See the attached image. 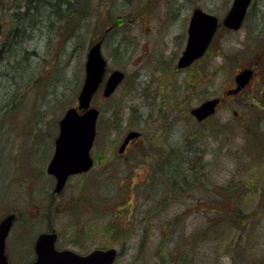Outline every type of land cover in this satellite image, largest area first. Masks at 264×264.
I'll return each instance as SVG.
<instances>
[{
  "label": "rangeland",
  "instance_id": "rangeland-1",
  "mask_svg": "<svg viewBox=\"0 0 264 264\" xmlns=\"http://www.w3.org/2000/svg\"><path fill=\"white\" fill-rule=\"evenodd\" d=\"M232 2L91 0L63 33L64 21L51 17L48 29L30 6L12 37L11 15L24 13L25 2L0 4V47L11 50L0 55V214L19 200L47 215L58 121L77 106L88 44L101 39L108 71L125 76L109 98L92 100L96 164L60 195L62 211L51 215L58 238L82 254L114 247L115 264H264V0H252L237 31L219 27L198 65L175 66L191 9L221 21ZM249 67L257 73L244 92L226 96ZM215 96L222 105L196 123L190 110ZM130 130L142 136L120 154ZM80 190L88 199L71 204ZM32 227L35 237L46 229ZM16 254L13 264H23Z\"/></svg>",
  "mask_w": 264,
  "mask_h": 264
},
{
  "label": "water",
  "instance_id": "water-1",
  "mask_svg": "<svg viewBox=\"0 0 264 264\" xmlns=\"http://www.w3.org/2000/svg\"><path fill=\"white\" fill-rule=\"evenodd\" d=\"M250 2L251 0H233L230 9L222 19V25L228 29L237 30L242 24ZM217 27L216 16L204 13L200 9L194 10L190 21L187 45L178 61V68H183L202 56ZM105 67L106 61L101 54V43L97 42L89 48L86 55L85 78L77 96L78 106L67 109L58 123L59 131L54 141V152L46 169V172L56 180L55 193L62 190L69 176L86 172L93 164L89 153L96 133L98 111L89 108V105L102 82ZM251 75L250 69L241 71L235 77L236 89L242 88L249 81ZM123 76L124 74L119 70L110 73L103 89L104 97H108L115 90ZM217 102V99L205 101L192 109L191 114L201 121L214 112ZM78 110L82 113H79ZM138 135L137 132H129L120 146V151ZM11 220L12 217H8L0 223L2 238L8 231ZM55 240L54 233L41 234L37 238L35 243L37 258L34 264H112L117 256V251L114 248L96 249L85 256H80L69 250L58 252L54 248ZM1 248L0 241V254ZM0 264H6L5 260L0 258Z\"/></svg>",
  "mask_w": 264,
  "mask_h": 264
},
{
  "label": "flooded vegetation",
  "instance_id": "flooded-vegetation-1",
  "mask_svg": "<svg viewBox=\"0 0 264 264\" xmlns=\"http://www.w3.org/2000/svg\"><path fill=\"white\" fill-rule=\"evenodd\" d=\"M195 7L191 9V13L189 14V17L187 19V23L185 24V31L186 36L188 33V27H189V21L190 16L192 14V11ZM178 72H181L182 70L176 69ZM185 70V69H183ZM235 86L233 81V87ZM247 86L244 88L246 89ZM244 89H242L240 92H238L235 95H238L239 93L243 92ZM219 98V105H222V98ZM205 121V120H204ZM207 121V119H206ZM133 141V140H132ZM131 141V142H132ZM130 142V143H131ZM128 149H131L129 145L125 147L124 152H126ZM55 181V180H54ZM55 186V183H54ZM54 187L52 188L50 194H49V201H48V211L47 215L42 213H33L26 209L25 206H20L19 200L15 202V200H12L9 204L10 208L5 209L0 214V223L5 220L8 217H12L10 227L8 231L6 232L4 238H2V233L0 232V241L2 246V251L0 254V258L2 260H5L6 264H13L15 253L20 254L22 253V263L23 264H34L36 261V251H35V243L36 239L39 235L43 233H53L55 231L54 227H52L53 219L52 214L57 215L62 211L63 200L61 199V192L59 194H55L53 192ZM33 204V200L28 201L27 207ZM0 206H2V201L0 203ZM20 207V208H19ZM51 207H54L52 209ZM36 221L44 222L46 229L43 231H40L37 236L35 237V233L33 232V224ZM32 227V228H31ZM54 247L56 250H63L67 249V247L63 244V242L58 238V234L56 233V241L54 244ZM16 254V255H17Z\"/></svg>",
  "mask_w": 264,
  "mask_h": 264
},
{
  "label": "trees",
  "instance_id": "trees-1",
  "mask_svg": "<svg viewBox=\"0 0 264 264\" xmlns=\"http://www.w3.org/2000/svg\"><path fill=\"white\" fill-rule=\"evenodd\" d=\"M23 1L25 2L26 10L24 11V13L18 14L17 12H14L11 15V17L14 18L13 20L15 22V26L13 28L15 30L10 32L8 34V37L10 36L12 37L13 35L12 33L14 32H18L19 34L20 25L25 23L28 17L30 16L28 12L30 6L34 11V15L36 18L43 20V18L45 17L48 19L47 20L49 22L48 29L54 26L53 24L54 21L51 19V17L55 18V20L56 19L59 20V22L64 21L65 25L61 27L62 33L65 28H74L73 26L69 27L70 21H72V19H74L76 16H80L82 18L83 15L88 14L91 10V5H90L91 0H23ZM4 2L5 0H0V3L2 5H4ZM14 7L18 9L20 7V4H17ZM15 15L17 16V18H15ZM115 21H117V18L111 20L110 23H115ZM83 26H84L83 32H86L87 24H84ZM76 29H78V27H76ZM68 34L72 36L73 31H70ZM4 44L2 45V47L4 46ZM90 44H92L91 41L88 44V46ZM8 49L10 48L8 47L6 49L3 48L0 49V55L2 54V51L4 53V56L2 57L3 59H5L6 57L8 58L7 54L11 52V50L8 51ZM199 159L201 158L199 157ZM201 162L199 163L201 164ZM200 167H203V165H200ZM110 230L113 231V229H109V231ZM158 255L160 256V253H158Z\"/></svg>",
  "mask_w": 264,
  "mask_h": 264
}]
</instances>
